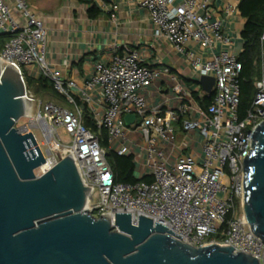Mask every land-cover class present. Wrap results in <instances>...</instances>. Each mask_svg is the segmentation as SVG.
Instances as JSON below:
<instances>
[{
  "label": "built area",
  "instance_id": "built-area-1",
  "mask_svg": "<svg viewBox=\"0 0 264 264\" xmlns=\"http://www.w3.org/2000/svg\"><path fill=\"white\" fill-rule=\"evenodd\" d=\"M212 2H137L154 25V38L166 41L190 70L188 79L145 65L140 53L131 49L91 62L80 80L67 79L49 67L45 24L26 0H0V35L8 37L0 47V65L12 68L25 88L28 120L23 125L17 121L15 128L33 135L44 158L34 171L36 177L70 155L82 185L96 188L98 197L88 195L95 203L87 197L85 205L93 218L113 220L115 214H130L136 226L138 217H145L193 248L230 246L261 262L264 246L250 232L242 212L237 214L236 202L241 209V161L253 150L252 133L264 123V73L254 82L252 103L239 120L240 50L224 31ZM237 6L226 5L224 10L238 14ZM260 42L264 50V33ZM29 77L49 80L63 105L36 104L28 90ZM201 77L214 80L206 108L198 102L210 95L197 83ZM161 79H166L167 94L156 104L147 103L145 93ZM128 115L134 120L126 126ZM85 116L95 131L84 126ZM109 152L132 156L135 183L115 181ZM143 176L151 182L141 181Z\"/></svg>",
  "mask_w": 264,
  "mask_h": 264
},
{
  "label": "water",
  "instance_id": "water-1",
  "mask_svg": "<svg viewBox=\"0 0 264 264\" xmlns=\"http://www.w3.org/2000/svg\"><path fill=\"white\" fill-rule=\"evenodd\" d=\"M197 83L212 94L213 78ZM24 94L18 74L0 65V264H264V255L259 262L230 246L193 248L145 217L136 226L130 214L93 218L85 205L88 195L98 197L96 188L82 185L70 155L35 176L44 158L33 135L15 128L27 113ZM133 120L124 117L126 126ZM250 145L253 150L241 161V211L264 246V123Z\"/></svg>",
  "mask_w": 264,
  "mask_h": 264
},
{
  "label": "crops",
  "instance_id": "crops-1",
  "mask_svg": "<svg viewBox=\"0 0 264 264\" xmlns=\"http://www.w3.org/2000/svg\"><path fill=\"white\" fill-rule=\"evenodd\" d=\"M239 1L213 0L212 9L222 21L224 31L234 39L236 48L241 50L240 33L245 20L239 13L228 15L224 10L226 5L236 6ZM137 2L138 0H26L30 10L45 24L49 67L61 72L67 79L80 80L88 73L91 62L105 60L114 52L122 54L128 49L139 52L145 65L165 68L181 79H188L190 70L166 41L154 38V25ZM92 7L98 11L94 18L89 16ZM1 45L0 43V47ZM33 77L28 80L35 81L36 77ZM165 82L166 79H161L149 88L145 93L147 103L156 104L163 99L162 95L167 94ZM158 89L162 94L158 93ZM42 94L45 97L43 102L55 101L48 91Z\"/></svg>",
  "mask_w": 264,
  "mask_h": 264
},
{
  "label": "trees",
  "instance_id": "trees-1",
  "mask_svg": "<svg viewBox=\"0 0 264 264\" xmlns=\"http://www.w3.org/2000/svg\"><path fill=\"white\" fill-rule=\"evenodd\" d=\"M237 10L240 17L245 20L240 33L241 50L238 56V62L241 65V71L238 76L240 90L238 117L239 120H242L250 108L255 95L254 82L260 79L263 74V47L260 38L264 33V0H240ZM97 15L98 11L92 7L89 10V16L94 18ZM7 38L6 35H0V39H4V41ZM2 40L0 41L1 44L4 42ZM30 81L32 82V80L29 79L28 81L27 79V85ZM33 83L35 84L37 94L48 91L55 100L52 103L57 105H61L62 102L64 103V99L53 89V85L49 80L41 77L33 81ZM211 100L212 94L205 96L202 100H198V102L200 106L206 108L211 103ZM83 121L86 128L95 131L94 125L88 116H85ZM107 161L117 183L131 184L138 180L134 176L135 167L132 156L120 157L109 152L107 154ZM140 180L147 183L151 182L148 176H143ZM236 205L239 206L238 202H236Z\"/></svg>",
  "mask_w": 264,
  "mask_h": 264
},
{
  "label": "rangeland",
  "instance_id": "rangeland-1",
  "mask_svg": "<svg viewBox=\"0 0 264 264\" xmlns=\"http://www.w3.org/2000/svg\"><path fill=\"white\" fill-rule=\"evenodd\" d=\"M263 73H264V50H263ZM28 90L33 94V96L35 98V103L36 104H38V101H42V102L45 101L44 94H42V93L37 94L36 93V91H35V84L33 83V81L32 82L31 81L29 82V84H28ZM62 104H63V102H62ZM65 106H67V105H65ZM27 120L28 119L26 117L20 118L18 120V125L25 124L27 122ZM34 133H35V136H36L37 140L38 141H41V135H40L39 131L34 130ZM236 212H237L238 215L242 212L241 209L239 208V206H237V205H236ZM211 238L213 239V238H218V237L217 236H212Z\"/></svg>",
  "mask_w": 264,
  "mask_h": 264
}]
</instances>
